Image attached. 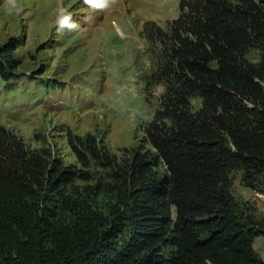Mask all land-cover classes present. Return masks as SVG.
I'll return each instance as SVG.
<instances>
[{
	"label": "trees",
	"instance_id": "16d2710c",
	"mask_svg": "<svg viewBox=\"0 0 264 264\" xmlns=\"http://www.w3.org/2000/svg\"><path fill=\"white\" fill-rule=\"evenodd\" d=\"M179 9L169 30L145 25L162 54L152 77L166 91L145 130L155 151L135 152L130 178L140 185L125 190L120 221L95 209L92 187L66 194L77 171L0 128V264H264L254 247L264 220L233 192L241 171L264 193V0H180ZM87 140L91 158L69 133L83 166L114 164L106 145Z\"/></svg>",
	"mask_w": 264,
	"mask_h": 264
},
{
	"label": "rangeland",
	"instance_id": "374dc122",
	"mask_svg": "<svg viewBox=\"0 0 264 264\" xmlns=\"http://www.w3.org/2000/svg\"><path fill=\"white\" fill-rule=\"evenodd\" d=\"M5 3L0 0V128L27 150L45 149L77 171L66 194L92 187L95 209L110 222L120 221L119 213L130 214L125 190L140 185L130 178L135 152L147 157L155 151L145 130L166 91L165 83L152 77L162 54L160 44L147 38L145 25L169 30L180 0H117L96 11L84 0H21L23 12L11 16ZM61 7L79 24L77 30L57 32ZM247 57L257 62L260 52L251 50ZM193 103L201 105L197 99ZM69 133L84 152L88 135L94 136L114 164L91 160L83 166ZM151 171L162 176L166 169L161 163ZM241 178V171L233 174L235 196L264 220V193L245 187ZM254 247L264 259V237H257Z\"/></svg>",
	"mask_w": 264,
	"mask_h": 264
},
{
	"label": "clouds",
	"instance_id": "9594fccd",
	"mask_svg": "<svg viewBox=\"0 0 264 264\" xmlns=\"http://www.w3.org/2000/svg\"><path fill=\"white\" fill-rule=\"evenodd\" d=\"M117 0H84V3L91 7L93 11L107 10L115 5ZM6 12L8 15H19L23 12V5L21 0H6ZM55 26L58 33H63L65 30L75 31L79 28V24L72 20L71 14L67 9L61 7L58 10Z\"/></svg>",
	"mask_w": 264,
	"mask_h": 264
}]
</instances>
